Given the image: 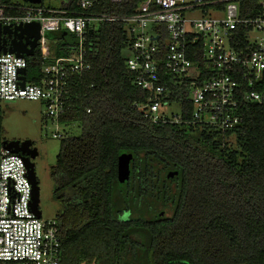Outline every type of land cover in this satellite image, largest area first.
I'll return each mask as SVG.
<instances>
[{"label":"trees","instance_id":"trees-1","mask_svg":"<svg viewBox=\"0 0 264 264\" xmlns=\"http://www.w3.org/2000/svg\"><path fill=\"white\" fill-rule=\"evenodd\" d=\"M141 1L97 0L91 11L127 15ZM77 2L60 10L73 14ZM0 4L18 13L15 0ZM91 28L83 44L90 69L70 78L60 118L80 132L62 139L50 172L62 204L61 264H264V105H246L243 124L226 132L154 123L139 107L149 94L126 67L125 23ZM57 30L47 34L55 57L78 50L75 33ZM26 60L27 81L40 83V48ZM182 94L172 99L184 100L189 119L192 105ZM123 153L133 154L125 183L117 175Z\"/></svg>","mask_w":264,"mask_h":264},{"label":"built area","instance_id":"built-area-1","mask_svg":"<svg viewBox=\"0 0 264 264\" xmlns=\"http://www.w3.org/2000/svg\"><path fill=\"white\" fill-rule=\"evenodd\" d=\"M96 2L79 0L80 10L73 14L30 5L7 14L8 6L0 4L2 24L40 22L44 74L40 83L26 78L22 86L26 58L0 53V101L45 102L46 116L56 127L52 137L72 136L67 132L71 125L60 121L67 111L69 81L90 69L85 34L102 21L125 23L126 67L134 84L149 94L139 107L152 122L189 121L226 132L243 124L246 105H264V0H142L127 15L92 12ZM59 28L75 33L79 47L68 56L52 57L46 33ZM176 92L192 105L189 119L184 100L172 99ZM172 104L179 114L161 111ZM32 189L23 156L0 145V264H61L60 224L56 217L35 214Z\"/></svg>","mask_w":264,"mask_h":264},{"label":"rangeland","instance_id":"rangeland-1","mask_svg":"<svg viewBox=\"0 0 264 264\" xmlns=\"http://www.w3.org/2000/svg\"><path fill=\"white\" fill-rule=\"evenodd\" d=\"M45 5L59 7L61 0H43ZM199 16V12L196 14ZM55 35L59 30L53 31ZM54 34H50L54 37ZM50 39V38H49ZM51 40V39H50ZM0 110L2 114V134L4 140L31 139L39 149V155L35 159L36 174L40 184V210L43 219L55 218L62 210L55 192V185L51 178V168L55 165L57 155L61 148V138L52 137V132L56 130L55 125L46 116L47 106L45 102L16 99L13 101H0ZM161 111L168 115L179 114L180 108L177 105L163 107ZM71 130L65 129L60 125L58 129L66 131L70 135H77L80 132L79 124L70 126ZM65 129V130H64ZM230 143L235 145L232 138ZM67 195H73L74 191L69 189ZM138 241L142 240L141 235H134Z\"/></svg>","mask_w":264,"mask_h":264},{"label":"water","instance_id":"water-1","mask_svg":"<svg viewBox=\"0 0 264 264\" xmlns=\"http://www.w3.org/2000/svg\"><path fill=\"white\" fill-rule=\"evenodd\" d=\"M21 3H26L30 6L41 7L43 0H20ZM93 29H90L92 31ZM41 38V25L38 21L19 23V24H2L0 23V53H13L19 57L27 58L35 53L36 48ZM27 68H21V85L26 83ZM19 140H4L3 145L14 153H19L23 156L27 168L28 176L32 183V200L31 206L37 216H41L39 204L41 202L40 184L36 174V163L34 159L39 155L37 148L34 152H19ZM32 144L31 139L22 142V146ZM133 159L132 153H123L118 158L117 175L120 182H128L131 175V161ZM177 175L176 172H171V178ZM163 215V213H162Z\"/></svg>","mask_w":264,"mask_h":264},{"label":"crops","instance_id":"crops-1","mask_svg":"<svg viewBox=\"0 0 264 264\" xmlns=\"http://www.w3.org/2000/svg\"><path fill=\"white\" fill-rule=\"evenodd\" d=\"M16 1V3H18L17 5H14V6H12V7H15V6H19V5H28V4H26V3H21L20 2V0H15ZM79 1V0H78ZM72 2H73V0H61V3H60V6L59 7H54V6H51V5H45L44 4V1H43V4H42V6L41 7H45V8H52V9H56V10H60V9H64V8H68L71 4H72ZM77 4H78V2H77ZM90 29H93V28H90ZM54 31H56V30H54ZM48 33H52V34H54V32L53 31H49V32H47L46 33V37H47V34ZM54 36H55V34H54ZM48 38V37H47ZM49 44H51V42H49V40H48V46H49V49H50V51H51V55H52V57L53 56H55L54 55V49L53 48H50V45ZM52 44H54V41L52 42ZM38 48V47H37Z\"/></svg>","mask_w":264,"mask_h":264},{"label":"flooded vegetation","instance_id":"flooded-vegetation-1","mask_svg":"<svg viewBox=\"0 0 264 264\" xmlns=\"http://www.w3.org/2000/svg\"><path fill=\"white\" fill-rule=\"evenodd\" d=\"M14 140H19L20 142H21V146H19V148H20V151L19 152H34V149L35 148H37V151L39 152V149H38V147L36 146V144H35V142L34 141H32V144H30V145H28V146H22V142L23 141H25V140H27V139H14ZM38 157V156H37ZM36 157V158H37ZM35 158V159H36ZM35 159H34V161H35ZM57 202H59V204H60V206H62V204H61V202L60 201H57ZM40 205V204H39Z\"/></svg>","mask_w":264,"mask_h":264}]
</instances>
